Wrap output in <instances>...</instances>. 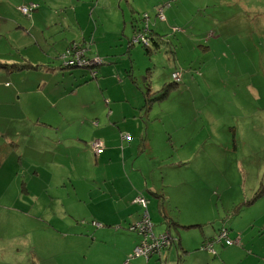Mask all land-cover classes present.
<instances>
[{
    "label": "rangeland",
    "instance_id": "rangeland-1",
    "mask_svg": "<svg viewBox=\"0 0 264 264\" xmlns=\"http://www.w3.org/2000/svg\"><path fill=\"white\" fill-rule=\"evenodd\" d=\"M25 4L35 6L24 13ZM132 22L149 27L156 42L130 43ZM84 48L89 58L108 56L98 67L114 57L131 63L134 83L153 95L170 86L132 112L146 125L129 174L117 157L98 158L89 140L55 138L87 135L84 117L107 111L89 102L93 78L58 99L61 70L88 71L64 66ZM0 58L32 63L0 70L11 75L0 83L43 89L7 107L12 131L0 126V264H160L158 252L134 250L142 234L130 226L143 214L149 234L172 237L162 252L179 236L196 243L200 228L218 219L230 239L240 235L258 254L244 251L243 259L264 264V0H160L153 7L150 0H0ZM103 183L112 186L104 193ZM136 194L145 206L132 200ZM201 243L195 251H206ZM214 243V264L237 259Z\"/></svg>",
    "mask_w": 264,
    "mask_h": 264
},
{
    "label": "crops",
    "instance_id": "crops-1",
    "mask_svg": "<svg viewBox=\"0 0 264 264\" xmlns=\"http://www.w3.org/2000/svg\"><path fill=\"white\" fill-rule=\"evenodd\" d=\"M149 1V0H147ZM160 0H150V7L156 5ZM162 2V1H161ZM160 2V3H161ZM169 9V8H168ZM139 26L135 25L132 22V30H136ZM133 32V31H132ZM153 35V34H152ZM154 36V35H153ZM156 42V36L153 37ZM134 43V42H130ZM97 47V44L95 43ZM97 49V48H96ZM87 49L85 51V56L91 55V52ZM96 57V56H94ZM108 57V56H107ZM106 57V58H107ZM89 58V57H88ZM93 58V57H91ZM104 58V59H106ZM29 61H32L31 58H26ZM36 59V58H35ZM103 58L96 57V60H93L90 63L91 72L87 69H69L67 72L63 69L61 70V76H57L54 79V83L62 85L65 87L62 95L58 97V99L63 98L67 94H71L77 92L83 85L82 83H88L87 81L90 79H94L93 86L89 88L90 98L89 102H97L99 106H104L106 108V113L104 114L100 109H94L90 112L89 117H84L85 122L90 126V131L87 135H83L81 133H77L76 135L66 136V135H57L55 138L61 142H79L80 139H84L86 142L91 141L94 138H98L102 142V147L95 152L92 148L91 151L96 154L98 158H102L105 162L110 163L113 156L117 157V162L120 160L123 161L121 164L122 169L126 174H129L134 170L132 157L137 156V142L138 138L142 136L145 129V122H141L140 120L132 117L135 109H140L146 104V100L144 101L143 90L139 87V85L135 82L134 77L131 72L130 66L131 63L125 64L124 61H121L119 64H115L116 57L113 59H109V61L105 62V65L98 67L101 63H104ZM0 60H4L1 59ZM28 62H24L23 67H30ZM98 64V65H97ZM98 67L97 69L93 67ZM71 67V66H69ZM5 69L7 71L20 70V69H6L4 65L0 67V70ZM23 69V68H21ZM173 72V71H171ZM170 72V74H171ZM91 73H94L95 76L91 77ZM79 74V75H78ZM10 74H6L5 72H0V82L5 78H10ZM92 82V81H91ZM90 82V83H91ZM14 86V89H9L11 86ZM145 86V83H144ZM35 91H43V89H25V86H20L18 84H4L0 83V126L3 127L5 132L12 131L10 126V118L7 107L16 106L17 98L18 100L21 98V94H25L28 92ZM17 94L18 97H17ZM96 95V96H95ZM145 102V103H144ZM55 106L56 103H53ZM17 115V111H16ZM20 120H16L15 127L17 124H20ZM50 124L53 126L54 123L50 121ZM56 132H58V126L60 124H56ZM93 125V126H91ZM143 126V128H142ZM17 128V127H16ZM21 130V128H20ZM121 132H128L130 137L126 139L125 137L121 138ZM22 138V135L19 137L18 141ZM16 139L13 137L8 140L11 141L13 147H16V142L12 141ZM6 140V139H5ZM17 140V139H16ZM90 145V143H89ZM68 147H71V144H67ZM91 147V146H90ZM11 152V160L8 163V166L11 167L15 158V151ZM18 161H20V155H18ZM2 166H0L1 168ZM3 168V167H2ZM34 171L37 172V166H35ZM103 179L105 178L102 175ZM115 178L110 177L105 179V182L113 181ZM103 193L110 189L112 186L105 185L103 183ZM131 189L127 191L130 193ZM152 192V190H151ZM138 216V215H137ZM142 217V216H141ZM140 220V219H139ZM138 222H143V220ZM149 220V219H148ZM91 222V221H90ZM217 219V224H213L212 222L209 224L207 229L200 228V234L196 239V243L188 244L186 239H183L181 236L175 238L173 241V250L170 248L164 252L162 249H154L150 251L146 256H150L152 252H158L156 254V259L160 261V264H214L219 263L217 258H213L216 255L214 244L212 243L213 251L207 250H198L195 251V247L198 245L197 242L201 243L203 239H207L212 237L216 231L219 229L220 224ZM175 225L179 224L178 220L174 221ZM93 224L92 222L90 223ZM187 226H192L194 223H185ZM95 225V224H93ZM152 225V223H150ZM183 225V224H181ZM97 226V225H95ZM259 230L258 233H260ZM159 235V234H158ZM167 238H172L168 233L166 234ZM228 235V231H227ZM231 243H224L223 241H218L220 244L228 245V249L235 252L238 256L234 262L229 264H259L257 261V257H250L243 259L242 253L245 251L249 254H257L255 251L251 249H246V244L242 242L241 236L231 238ZM171 242V240H170ZM200 248H204L201 247ZM209 252L212 256H209ZM258 255V254H257ZM152 256V255H151ZM264 263V262H263Z\"/></svg>",
    "mask_w": 264,
    "mask_h": 264
},
{
    "label": "built area",
    "instance_id": "built-area-1",
    "mask_svg": "<svg viewBox=\"0 0 264 264\" xmlns=\"http://www.w3.org/2000/svg\"><path fill=\"white\" fill-rule=\"evenodd\" d=\"M35 4H30V5H22L20 6V9L22 12L26 13L28 11V9L30 7H34ZM158 16L161 18V12H160V8H158ZM144 25V24H143ZM147 26H140L139 28H137L136 30L133 31L132 33V38H131V42H138V40H143L146 38V36L144 35V31L146 30ZM142 29L140 31V33H138V30ZM84 49L79 50V51H75L73 53H71V55L69 56L68 60L66 63H64L65 65H90V63L93 60H96V57L93 58H88L85 56L84 54ZM171 77L172 79H174L175 81L179 80L180 74L178 71H173L171 72ZM90 146L91 148L97 152V150L99 148L102 147V142L100 139L98 138H94L90 141ZM134 202L139 203L141 206H145V198L141 195V194H136L133 199ZM146 212V211H145ZM143 220V222H135L133 225L130 226V228H135L137 230V232H143L144 236L146 234V230H149V223H148V219H147V215L143 214L142 218L139 220L141 221ZM93 224L98 225V222L95 221H91ZM151 237V241H146L145 237L142 238V244H145V246H141L140 248L138 247H134V250L136 251V253H145L146 255L154 250V249H158L160 248L159 246L165 244L167 235L162 233L158 236H154L153 234H149ZM215 236L217 237V239H206L204 241H202L201 243V247H204L207 250L213 251L212 249V243L214 241H220L222 239V241L226 244L231 243L232 240L227 236V230L225 228H219V230H217V232L215 233ZM145 249V250H144Z\"/></svg>",
    "mask_w": 264,
    "mask_h": 264
},
{
    "label": "trees",
    "instance_id": "trees-1",
    "mask_svg": "<svg viewBox=\"0 0 264 264\" xmlns=\"http://www.w3.org/2000/svg\"><path fill=\"white\" fill-rule=\"evenodd\" d=\"M141 26L143 27L144 25L143 24H141ZM135 30V29H134ZM150 28L149 27H147L146 28V30L144 31V35L147 37V36H149L153 41H155L154 40V36L150 33ZM147 45H149V43H147L146 44V46ZM4 65V68H6V69H21V68H23V65L22 64H18V63H16V62H13V61H6V60H0V67H2ZM64 66H74V65H64ZM80 67H87V68H89V70H91V65H79ZM92 71V70H91ZM90 71V72H91ZM94 77L95 76V74L94 73H91V77ZM173 81L174 82H176L174 79H173ZM171 85H175L174 83H170ZM167 85H169V84H167ZM170 86H163V87H161V90H160V92H158V93H156V94H152V91L150 92L149 90H148V88L146 87V85L144 86V89H143V96H144V101L146 100V102H148V100H151V99H153V98H158V97H162L163 95H165V93H166V91H167V89L169 88ZM173 87V86H172ZM145 103V102H144ZM120 137L122 138H126V139H128L129 137H130V135L128 134V132H121V135H120ZM220 227L221 228H225L226 230H227V228L226 227H224V226H222V225H220ZM219 227V228H220ZM219 230V229H218ZM146 232V234H145V236H144V233L143 232H138L139 234H142V238L143 237H145V240L147 241V237L149 238V241H151V237H150V235H149V232L146 230L145 231ZM217 232V231H216ZM208 240H210V239H217V237L215 236V234L212 236V237H209V238H207ZM204 240H206V238L205 239H203L202 241H204ZM220 241H222V239L220 240ZM148 242V241H147ZM141 246H145V244H137L136 245V247H138V248H140Z\"/></svg>",
    "mask_w": 264,
    "mask_h": 264
}]
</instances>
